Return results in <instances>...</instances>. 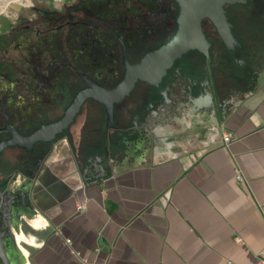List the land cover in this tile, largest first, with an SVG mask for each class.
I'll return each mask as SVG.
<instances>
[{"label": "flooded vegetation", "instance_id": "obj_1", "mask_svg": "<svg viewBox=\"0 0 264 264\" xmlns=\"http://www.w3.org/2000/svg\"><path fill=\"white\" fill-rule=\"evenodd\" d=\"M263 78L264 0L22 4L0 26V264L20 256L7 201L31 190L38 168L36 190L48 192L46 176L56 172L58 185L77 174L97 143L117 137L116 154L129 151L125 124L140 136L139 111L151 119L157 106L219 100L225 87ZM67 145L71 165L62 164Z\"/></svg>", "mask_w": 264, "mask_h": 264}, {"label": "crops", "instance_id": "obj_2", "mask_svg": "<svg viewBox=\"0 0 264 264\" xmlns=\"http://www.w3.org/2000/svg\"><path fill=\"white\" fill-rule=\"evenodd\" d=\"M224 93L217 102L230 142L201 128L212 104H165L151 119L138 112L142 136L125 124L126 153L116 154L117 137L102 142L115 166L101 183L88 178L86 156L58 185L56 172L47 175L53 187L40 192L12 264H264V78ZM69 149L62 164L71 165Z\"/></svg>", "mask_w": 264, "mask_h": 264}, {"label": "water", "instance_id": "obj_3", "mask_svg": "<svg viewBox=\"0 0 264 264\" xmlns=\"http://www.w3.org/2000/svg\"><path fill=\"white\" fill-rule=\"evenodd\" d=\"M216 1H220V0H216ZM225 1H229V2H234L237 0H225ZM236 38H234L233 36H231V42L235 41ZM197 101V99L195 100ZM213 101V100H212ZM210 100V98H206V97H200L198 99L197 102H201L203 104H205L206 108H208L210 106V104H212V107L214 108L212 110L206 109V113H205V120L202 122L201 124V128L206 130H210V129H215V127L218 129V131H220V134H222L224 131H222V120H221V116H220V110H219V106H218V102L217 99L215 101L212 102ZM190 102V101H187ZM187 102H181L182 105L187 104ZM194 102V101H191ZM162 107H165V105H162ZM145 118H147L149 116V114L143 113L142 114ZM218 122V123H217ZM142 136V134H141ZM96 148L99 149L98 152L95 153V155L93 156H89L86 157L87 161H88V171H89V175L88 178H90L91 182H93L94 184L96 183H101L102 181H104L107 178V175L114 169L115 163H114V154H113V150L112 148H110V145H101L99 143L96 144ZM41 169H37L35 174L30 178L31 181V190L25 194L23 196V194L21 196H16L14 197V195L10 194V198L7 201V205H8V209H12V211L14 212V215L12 216V212L10 213L8 217V219L10 221L6 222V224L8 225V227L12 230H15L13 233V238L16 241V245L18 244V238L19 236L22 235V228L24 227V223L25 221H27L26 223H28V225L30 226V228H33L32 225L33 223H31V220L33 219V215L30 214L29 209L25 206V203H31L33 204V206H35V208H37V210L39 209L38 207H40V192L38 193L36 190V187L39 184V178H40V173ZM28 177L24 174V176L22 178H20L19 180V184L18 187H22L24 185V182H26V180ZM28 196L29 201H26V197ZM39 211V210H38ZM17 213V214H16ZM29 215H31V217H29ZM30 218V219H29ZM8 247H11V242L9 241L8 243ZM11 260V259H10ZM8 261V259L6 257L3 258V262L4 264H12L13 260Z\"/></svg>", "mask_w": 264, "mask_h": 264}, {"label": "rangeland", "instance_id": "obj_4", "mask_svg": "<svg viewBox=\"0 0 264 264\" xmlns=\"http://www.w3.org/2000/svg\"><path fill=\"white\" fill-rule=\"evenodd\" d=\"M30 0H2L0 1V26L4 27L12 16L17 14L22 4L29 3ZM4 8L6 10H4Z\"/></svg>", "mask_w": 264, "mask_h": 264}, {"label": "built area", "instance_id": "obj_5", "mask_svg": "<svg viewBox=\"0 0 264 264\" xmlns=\"http://www.w3.org/2000/svg\"><path fill=\"white\" fill-rule=\"evenodd\" d=\"M232 139H233V137H232V135H231L230 133H227V132H224V133H223V136H222V141H223V143H224V142H225V143L230 142ZM237 178H238V180H239V179L242 180V179H243V174L239 172V174L237 175ZM76 207L78 208V210H82V209L85 208L83 202H79V203L77 204ZM56 232H57L58 234H60V235H61V233H62V232H61V229H60L59 227L56 228ZM65 241H66L67 245H69V244L72 243V239H71V238H66ZM85 263H86V264H93V263L88 262V261H86V260H85Z\"/></svg>", "mask_w": 264, "mask_h": 264}, {"label": "bare ground", "instance_id": "obj_6", "mask_svg": "<svg viewBox=\"0 0 264 264\" xmlns=\"http://www.w3.org/2000/svg\"><path fill=\"white\" fill-rule=\"evenodd\" d=\"M0 1H2V0H0ZM4 10H6V9L4 8Z\"/></svg>", "mask_w": 264, "mask_h": 264}]
</instances>
